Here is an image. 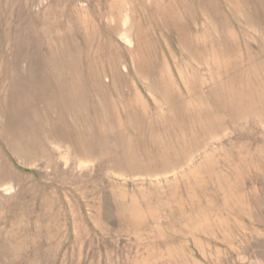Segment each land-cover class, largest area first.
<instances>
[{
  "label": "rangeland",
  "instance_id": "374dc122",
  "mask_svg": "<svg viewBox=\"0 0 264 264\" xmlns=\"http://www.w3.org/2000/svg\"><path fill=\"white\" fill-rule=\"evenodd\" d=\"M0 264H264V0H0Z\"/></svg>",
  "mask_w": 264,
  "mask_h": 264
}]
</instances>
